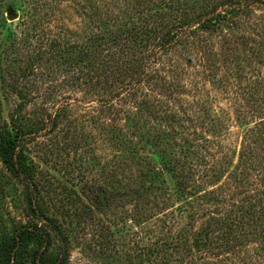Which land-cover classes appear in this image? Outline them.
Here are the masks:
<instances>
[{
	"label": "rangeland",
	"instance_id": "obj_1",
	"mask_svg": "<svg viewBox=\"0 0 264 264\" xmlns=\"http://www.w3.org/2000/svg\"><path fill=\"white\" fill-rule=\"evenodd\" d=\"M135 2L0 0V76L9 65L24 67L20 45L38 18L45 17L48 35L62 30L79 40L90 32L88 13L116 23L130 15ZM235 19L231 34L202 32L194 45L185 43L161 55L157 85L144 83L112 110L98 103L106 94L64 90L70 102H59L64 108L55 127L46 119L53 108L52 76L27 79L32 99L25 114L43 128L27 139L26 151L36 172L40 205L66 237V264H135L140 258L147 264L148 248L160 244L156 241L180 243L177 232L193 218L196 228L205 227V221L214 224L209 237L220 242L227 237V221L221 223L225 209L234 208L239 216L236 205L246 185L251 192L264 186V0ZM27 39L25 51L34 50L37 39ZM0 99L1 123L17 98L6 102L0 91ZM186 156L209 166L223 162L228 169L220 177L212 176L215 172L201 175L197 185L187 183L185 187L191 186L185 190H171L165 171L178 183L185 172L178 165ZM242 174L247 184H240ZM20 190L21 185L13 184L9 195L0 192V235L27 219L23 204L11 198ZM247 203L254 204L255 212L246 217L251 229L260 221L264 200L249 196ZM43 227L51 235V252L57 253L60 241L51 225ZM236 243L229 251L210 245L190 254L169 246L165 253L172 256L165 264H264L261 232Z\"/></svg>",
	"mask_w": 264,
	"mask_h": 264
},
{
	"label": "trees",
	"instance_id": "obj_2",
	"mask_svg": "<svg viewBox=\"0 0 264 264\" xmlns=\"http://www.w3.org/2000/svg\"><path fill=\"white\" fill-rule=\"evenodd\" d=\"M189 1L136 0L130 15L116 23H109L95 11L88 13L92 26L89 34L79 40L71 39L70 34L62 30L48 35L43 28V24L47 22L45 17L38 18L32 29L25 32L20 45L24 67L14 68L9 65L5 69V75L0 76V91L4 100L9 102L11 96L17 98L7 120H1L0 123V162L4 170V174L0 176V192L1 195H9L13 184L21 185L18 195H12L11 198L15 200L16 196L23 204L27 219L16 221L8 233L0 235V264H17L22 261L29 264H66L68 258L63 229L45 214L40 205L36 172L26 151L27 139L43 128L39 122L25 114L32 99V89L28 88L27 79L36 74H39L40 80L52 76L53 108L52 113H48L46 117L52 121V127L56 126L59 111L64 108L62 103L70 102V93H62L64 90L106 94L107 97L100 98L98 103L104 109L112 110L117 101L132 98L144 83L157 85L155 79L158 77L157 64L161 55L185 43L194 45L195 37L202 32H235V18L249 12L253 4L263 0H193V5ZM198 1L200 3L197 7ZM31 36L37 39V44L34 50L25 51L29 45L27 38ZM240 37L244 38L242 35ZM1 104L0 99V111ZM260 128L258 126L256 132ZM197 162L186 156L184 163L178 165L185 168L183 175H178V183L174 182L173 175L166 170L165 179L169 188L182 191L191 186L185 187L187 183L197 185L196 179L201 175L208 176L215 172L212 176L216 177L218 174L220 177L228 169L223 162H218L215 166ZM178 166H174V172ZM247 178L246 174L240 175V184H247ZM244 189L240 193L243 200L236 205L240 211L239 216L235 215L234 208H226L224 211L226 213L221 222L224 224L227 221L223 230V234L227 236L224 240L215 243L212 241L209 235L214 224L209 221H205L208 222L205 227L191 226L195 217L191 215L193 221L188 222L176 234L183 238L182 241L173 246L166 240L156 241L160 244L147 250V264L169 262L172 255L165 253L169 246L182 254L200 252L210 245L229 251L237 244L239 237L245 238L258 231L264 235V205L257 216L260 221L249 229L250 219L246 217L255 212L252 209L254 204H244L249 196L263 197L264 200V186L253 192L247 185ZM210 194H204L208 201L214 197ZM181 212L184 210L181 209ZM203 216L205 215H201V218ZM40 220L43 223L40 224ZM46 223L51 225V231L60 241L57 253L51 252V235L43 227ZM199 258L200 255L195 256V260ZM139 260L135 264H142L143 259ZM200 264L207 262L203 260Z\"/></svg>",
	"mask_w": 264,
	"mask_h": 264
},
{
	"label": "water",
	"instance_id": "obj_3",
	"mask_svg": "<svg viewBox=\"0 0 264 264\" xmlns=\"http://www.w3.org/2000/svg\"><path fill=\"white\" fill-rule=\"evenodd\" d=\"M169 177V176H168ZM170 183H172V180L169 178Z\"/></svg>",
	"mask_w": 264,
	"mask_h": 264
}]
</instances>
